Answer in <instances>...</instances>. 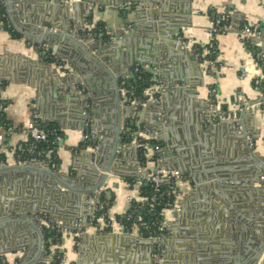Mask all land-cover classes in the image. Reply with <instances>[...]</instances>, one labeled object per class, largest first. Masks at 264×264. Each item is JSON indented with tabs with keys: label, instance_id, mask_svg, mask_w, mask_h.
Wrapping results in <instances>:
<instances>
[{
	"label": "crops",
	"instance_id": "1",
	"mask_svg": "<svg viewBox=\"0 0 264 264\" xmlns=\"http://www.w3.org/2000/svg\"><path fill=\"white\" fill-rule=\"evenodd\" d=\"M15 1V8L22 7L29 17L23 23L30 28L39 27L34 23L37 20L51 18L59 27L79 25L85 31L103 24L98 33L83 36L85 31L81 30L78 36L97 35L99 40L92 43L104 50L106 61L121 63V67L124 61L136 58L153 61L138 63L147 65L157 75L160 86L151 94L160 101L150 99L136 117L141 126L157 133L160 164L181 171L174 204L163 211L167 231L160 243L140 235L138 229L130 234L87 229L75 240L66 232L76 231L80 222L85 226L76 214L92 213L93 201L50 200L54 213L45 214L63 232L57 243L61 264H261L264 247L258 259L256 254L264 240V185L258 181L264 174V93L255 89L253 81L264 70L253 59L264 52L263 42L254 37L246 39L241 28L245 23L253 25L258 21L264 25V0ZM226 10L232 11L231 28L217 37L214 67L207 55L196 59L194 48L210 42L213 11ZM127 20L131 22L126 23ZM121 29L124 34L113 39L112 34ZM14 31L16 35L0 23V85L2 96L8 101L6 115L18 126L8 133L0 123L5 149L28 139L22 128L37 114L41 125L52 124L63 131L57 147L56 171L69 180L71 187L82 188L95 163L90 155L94 150L83 143L87 116L82 108L83 93L100 97L101 87L97 78L88 74L86 62L76 50L64 46L62 41L53 50L52 43H36ZM29 42L49 44L61 62L43 61ZM68 75L78 76L80 81L86 78L89 85L75 87L73 81H68L74 85L68 98L62 86L56 97L55 85L60 81L67 86L68 82L60 79ZM169 82L174 86H168ZM246 97L258 103L246 110ZM94 102L90 100L85 110L91 129L102 135L97 153L104 163L112 149L114 124L106 103L95 107ZM215 108L229 115L237 113L238 118L211 121ZM131 134L134 136V128ZM133 136L122 142L121 175L111 176L103 189L105 194L108 189L112 192V215L128 209L129 196L135 200L143 198L141 186L155 167V145L149 146L143 160ZM208 168L217 169L223 176L207 179L204 170ZM42 184L40 176L33 173L0 177V214L7 204L15 205L8 217L32 201L40 203L49 190ZM60 189L71 193L70 200L75 199L69 189ZM29 226L25 221L0 226V264H19L25 258L38 256L37 239ZM159 245L166 250L161 260L157 256ZM42 256L52 261L41 260L40 264L55 261L47 251Z\"/></svg>",
	"mask_w": 264,
	"mask_h": 264
},
{
	"label": "water",
	"instance_id": "2",
	"mask_svg": "<svg viewBox=\"0 0 264 264\" xmlns=\"http://www.w3.org/2000/svg\"><path fill=\"white\" fill-rule=\"evenodd\" d=\"M48 1V0H47ZM122 3V2H121ZM16 1L15 0H6V11L9 18V21L13 25L14 29L26 36L29 39H33L36 43H41L47 41L53 44V50L58 49V42H63L64 46L72 48V50H76L77 54H79L80 58L86 62L88 68V74L93 75L97 78V82L101 87V95L100 97H94L92 95H87L83 93L84 98V105L83 111L86 109V105L90 100L95 101L94 106H99L101 102L106 103V111L110 114L112 123L114 124V132H113V145L112 149L107 156V160L104 163L100 162V155L97 152H92L91 158L95 161L94 165L92 166L91 172L87 176V181H85L82 188H74L71 187L69 184V180L60 172L53 170L49 167L48 164L37 163V162H27L23 164L18 163H9L6 165L0 166V177H13L14 175H18L21 173H33L40 176L42 180V185L49 188L47 191L46 197H44V201L41 200L40 203L32 201L31 204L27 206H22L19 213L13 214L11 216H6L9 212H12L15 209V205H6L5 210L0 214V226L7 222H19L25 221L27 222L34 232V235L37 239V251L38 256L34 259H23L19 264H40L41 260H48L52 261L47 256H42V253L46 251V243H45V233L42 227V221L39 217V213H54V209L52 208V204H50V200L55 201L56 199H65L69 200L73 203H79L80 200L87 201L89 196H93V204L96 207V204L101 199V191L104 186L107 184L108 179L111 176L121 175L119 169V150L122 147V137H123V130L127 127V124L130 126L135 125V120L131 118V115L134 112V108L131 105H127L124 102L122 97V90L119 83L120 78L126 77L130 75L131 66L133 63L136 62H145L151 61V59L146 58H136L134 61H124L121 67V63H116L113 61H106V57L104 54V50L100 46H95L92 43L93 40H99L98 36L95 35L94 37H79L78 33L82 30L85 31L84 27H80L76 25L73 27H59L55 25L52 21V18L46 21L37 20L34 23L37 26L26 25L23 23L24 20L27 21L29 17H27L23 11V8H15ZM68 8V5H64ZM51 9L55 8L54 3L50 4ZM124 8V6H122ZM60 10L63 7H59ZM66 9V8H65ZM63 9V10H65ZM52 13V12H50ZM131 21L127 20L126 23ZM124 31L121 29L120 31H116L112 34V38L115 39L117 35H123ZM112 39V40H113ZM261 50L264 52V39L260 38ZM62 45V46H63ZM63 82L67 83L68 81H73L75 87L79 85H89V82L86 78L84 81H80L78 76H63L61 79ZM67 86H64L62 83L55 85L53 94L58 97L60 86L65 87L66 90V98L72 92L74 85L71 83H67ZM168 86H174L173 82H169ZM182 92L184 90H181ZM172 93V91H169ZM154 100V99H153ZM246 110H249L251 106L256 101H252L249 97H246ZM95 112H98L95 109ZM215 116L219 117L221 112L220 109L215 108ZM89 116H85V121ZM237 121L234 120L233 124ZM130 130V127L127 129ZM206 173L207 179L217 177H222L223 175L217 171L215 168H208V170H204ZM264 174H262L263 176ZM260 176V175H259ZM79 180V179H78ZM198 181V179H197ZM69 189L72 193H74L75 199H71V193H65V191L61 192L60 188ZM70 194V195H69ZM106 195L111 198L112 192L108 189L106 190ZM44 205V206H43ZM13 206V207H12ZM94 212V211H93ZM92 213H84V214H76V218H81L85 223V227L88 228L87 218L88 216L92 215ZM264 247V240L260 243L257 247V259L259 258V254ZM48 258V259H47ZM261 264H264V260Z\"/></svg>",
	"mask_w": 264,
	"mask_h": 264
},
{
	"label": "built area",
	"instance_id": "3",
	"mask_svg": "<svg viewBox=\"0 0 264 264\" xmlns=\"http://www.w3.org/2000/svg\"><path fill=\"white\" fill-rule=\"evenodd\" d=\"M2 2H6V0H1ZM61 3H67L69 0H53ZM231 10H226L223 12L213 11L212 19L213 24L210 29L211 40L208 44L202 47H195L194 54L196 59L202 60L203 55H216L217 54V37L228 31L231 28ZM241 32L246 39L251 37L254 38H263L264 39V25L262 21H258L257 23L250 25L245 23ZM29 45L34 49L41 59L44 56L49 54H53L56 57L55 52L52 50L51 46L47 43L35 44L30 43ZM211 66H216L215 58H208ZM256 65L259 64L264 70V54L258 53V55L253 59ZM147 65L142 63H135L130 70V75L126 77H131L142 72ZM245 74V71L243 72ZM264 82V73L257 75L254 78L253 84L255 89L262 91V83ZM160 86V83H159ZM158 86V87H159ZM122 90V89H121ZM129 90V91H128ZM152 89L147 88L145 90L144 96L142 95H134L130 89H126L125 92L130 94L128 96V102L124 100L127 105H131L134 108L133 118L137 125L141 126L140 121L136 117V113L141 109V107L146 104L150 99H154L159 103V99L156 97L153 98V94H151ZM213 94L216 92V88L212 89ZM264 93V92H263ZM7 100L2 96V86L0 85V123L3 128L9 133L18 129V126L12 123L11 121L3 122L1 117L3 113H5V109L7 107ZM88 106V104H87ZM220 109V108H219ZM221 114L219 117H212L211 121H222L226 119H237V113H233L229 115L220 110ZM84 114L88 115V111L85 110ZM89 116V115H88ZM37 114L33 116V119L29 121L27 125H25L22 129L28 134V139L19 141L16 145H14L10 150L5 149V134L0 133V154H4V157H0V166L6 165L9 163H18L23 164L27 162H37L48 164L49 167L53 170H57L59 166V157L57 153V145L62 141V135L59 133V130L54 128H47L39 123ZM61 130V129H60ZM143 136L146 141L144 144H140L138 141V136ZM134 141L141 147L140 153L142 156L148 155L149 146L151 142L157 141L158 136L157 133L150 130L148 127L141 126L138 129H135ZM102 138L101 134L95 133L91 129V120L89 117L85 121V128L83 132V143L85 146L89 145L92 147L94 152H99L100 150V140ZM251 140V145L253 144V140ZM55 146V147H53ZM156 148L159 146L156 145ZM121 149V148H120ZM157 151V150H156ZM155 151V167L150 173L147 182H150L152 185V192L148 197L149 208L148 210L153 213L155 216L153 219H147L142 212L134 211H125L116 215H112L109 211V201L102 200L98 201L96 204L95 210L92 215L88 216L87 224L88 228H86L82 223H78L76 231L66 232L69 235L75 236V240L79 238L80 235L86 232L87 229H93L95 231H105V232H120V233H134L135 229L139 230L140 235L144 237L155 238L160 243L162 236L167 231V224L165 222L164 217H159L157 213V206L163 205L172 197L173 192L175 191V186L177 180L181 177V171L178 169H169L160 164L161 161V152ZM120 155V150H119ZM261 184L264 185V175L260 177L258 180ZM257 181V182H258ZM103 190L101 191V193ZM93 201L94 197L91 195L88 198ZM135 199L132 196L128 197L129 205L134 202ZM168 209V208H165ZM164 209V210H165ZM39 217L43 223V226L46 227H57L59 229L60 226L50 218L49 215L45 213L39 214ZM81 219V218H80ZM82 220V219H81ZM59 250L58 244L52 246L53 254ZM165 248L162 245H159L157 249V256L161 260L165 255ZM57 254V253H56ZM58 257L60 258V255ZM54 256V255H53Z\"/></svg>",
	"mask_w": 264,
	"mask_h": 264
},
{
	"label": "trees",
	"instance_id": "4",
	"mask_svg": "<svg viewBox=\"0 0 264 264\" xmlns=\"http://www.w3.org/2000/svg\"><path fill=\"white\" fill-rule=\"evenodd\" d=\"M0 23H2L5 28L12 34V35H16V32L14 31L10 21H9V18H8V15H7V11H6V5L4 2H2L0 0ZM103 24L99 25L98 27H95V28H92V29H87L83 34L81 33V35L83 36H88V35H93L95 33H98L102 30L103 27H101ZM199 47H202V46H199ZM217 55V54H216ZM216 55H212V56H206L207 58H216ZM43 61L45 62H49V63H60L61 61L55 57L53 54H49L47 56H44L43 58ZM119 83H120V86H121V89H122V97L124 100H126V102H128V96H130L129 92L126 93L125 90L126 89H130L131 92L134 93V95H142L144 96V93H145V90L147 88H151L152 90H157L158 86H159V79L157 78V75H155L153 72L149 71L147 69V67L145 69L142 70V72L136 74V75H133L131 77H123V78H120L119 80ZM262 91L264 92V82L262 83ZM129 91V90H128ZM158 92H156V95H157ZM2 121L5 123V122H8L10 121V119H8L7 115H6V112L3 113L2 117H1ZM134 119V118H133ZM43 126L47 127V128H56L59 130V133L62 135L63 134V131L60 130V128H58L57 126L55 125H52V124H44ZM128 126L130 127V130L128 131ZM141 126L137 125V123H135L134 126H130L129 124L127 125V128H125L123 130V137H122V142H126V141H129L131 139V137L133 136L131 134V132L133 131V128L134 130L135 129H138L140 128ZM63 137V136H62ZM138 141L140 144H144V142L146 141V139L143 137V136H138ZM60 144V142H59ZM59 144L57 145V147L59 146ZM151 144L153 145H158L159 147L156 148L154 147L155 151L156 152H160V144L157 142V141H152ZM84 146V145H83ZM55 147V146H53ZM141 147L143 146H140L139 148L141 149ZM4 157V154H0V157ZM143 160H145V157L143 156L142 157ZM141 189H142V196L143 198L141 200H135L134 202L131 203V205L128 207L127 211H134L136 210V212H142L145 217L147 219H153L155 216L153 215L152 212H150L148 210L149 208V201H148V197L149 195L151 194L152 192V185L150 182H147V183H144L142 186H141ZM175 191L173 192L172 194V197L167 200V202L163 205H158L157 206V215L159 217H164L163 215V211L165 208H170L172 207V205L174 204V199H175V196H176V186H175ZM102 200H108L109 201V207L110 205L112 204L113 202V199L110 198L108 199L106 197V194L105 192H102V196H101ZM43 231L45 233V243H46V251L47 253L49 254H53V251H52V246L53 245H56L59 241H61L62 239V236H63V232L61 229L57 228V227H46V226H43ZM57 253V254H56ZM56 253H54V258H55V261L53 262V264H61V258H62V253L58 252V250L56 251ZM58 254L60 255V258L58 257ZM6 264V263H5Z\"/></svg>",
	"mask_w": 264,
	"mask_h": 264
},
{
	"label": "bare ground",
	"instance_id": "5",
	"mask_svg": "<svg viewBox=\"0 0 264 264\" xmlns=\"http://www.w3.org/2000/svg\"><path fill=\"white\" fill-rule=\"evenodd\" d=\"M64 9V8H63ZM63 9H62V11H63ZM65 11V10H64ZM113 62H115V61H113Z\"/></svg>",
	"mask_w": 264,
	"mask_h": 264
}]
</instances>
